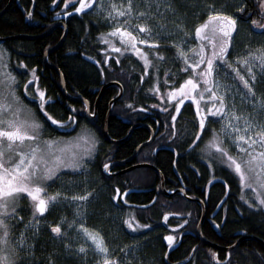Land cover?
Instances as JSON below:
<instances>
[{
	"label": "trees",
	"instance_id": "16d2710c",
	"mask_svg": "<svg viewBox=\"0 0 264 264\" xmlns=\"http://www.w3.org/2000/svg\"><path fill=\"white\" fill-rule=\"evenodd\" d=\"M7 1L0 0V10ZM75 4L76 2L70 0L68 4H65V0H57L55 3L53 0H13L0 16V36L38 34L48 29L55 21L65 24V37L60 46L48 54L47 61L60 70L66 91L72 96L83 98L92 107L100 87L105 82H119L123 92L111 107L107 126L109 137H124L133 123L148 124L154 131V137L150 144L138 151L133 162L155 166L162 174L166 190L172 191L181 187L187 196L198 197L203 201L205 219L201 233L204 239L222 246L231 245L243 235H254L264 241V209H251L246 203H242L235 175L216 159L210 160L207 155L208 141L217 125L213 119H206L207 130L202 133V138L193 144L199 131V121L191 102H185L175 121L172 120L171 107L165 112L152 108L157 101L152 91L155 82L160 81L159 89L163 91L171 88L173 84L178 86L189 73L181 65L176 48L169 42H159L157 47L148 50L147 58L151 63L145 72L135 56H109L99 36L106 31L107 26L92 11L74 12ZM260 4L261 0H239L238 15L251 32L264 35V29L252 24L253 20L264 24V10ZM241 7L244 9L242 12ZM60 14L64 15L57 17ZM62 32L63 27L58 26L41 38H16L5 41L2 45L8 51L9 65L35 70L39 77V87L45 93V109L54 118L64 121L72 110L76 125L67 135L73 134L82 126L93 132L99 141L96 160L128 157L138 144L149 138V130L142 126L136 127L130 136L119 144L103 137L102 127L108 102L118 93V87L115 85H110L103 91L97 103V116L93 120L84 119L82 102L70 101L61 94L59 77L55 70L43 62L42 54L59 40ZM42 115L44 116V113ZM61 134L60 131L56 133ZM62 135L67 136L66 133ZM101 172L99 169H91L87 177V189L92 193L91 198L86 200L87 220L90 225L98 224L97 226L104 228L110 239L114 236V242L120 243L118 236L124 233L118 229L115 222L119 221L116 215L118 209H115L110 200L115 186L120 190L141 189V192L131 194V200L135 204L149 203L154 199L150 207L132 209L138 224H158L164 214H170L167 221H187L186 229L191 233L187 232L164 255V247L160 241L161 229L142 228L143 231L137 235V256L133 262L128 261V264H217L213 261L215 252L217 260H225L226 251L210 247L195 234L201 212L200 205L186 200L180 193H161L160 179L155 171L148 167H138L116 175L114 180L108 179L106 174ZM71 178L78 180L76 175ZM63 187L59 188V192L65 190L66 186ZM63 194L69 195L71 192L65 190ZM209 214H212L210 217L213 221H223L221 226L218 225L220 235L208 225ZM109 223L115 224L114 230L108 229ZM43 233L38 242L43 246L41 250L37 247L36 254L41 264H44L45 258H50L54 264H81L70 255L64 257L61 244L52 240L51 233ZM228 255V259L222 264H264V248L254 239L242 240L228 251ZM119 258L126 264L130 257L121 255Z\"/></svg>",
	"mask_w": 264,
	"mask_h": 264
},
{
	"label": "rangeland",
	"instance_id": "374dc122",
	"mask_svg": "<svg viewBox=\"0 0 264 264\" xmlns=\"http://www.w3.org/2000/svg\"><path fill=\"white\" fill-rule=\"evenodd\" d=\"M70 1L74 3L76 2L75 8L79 6L78 0ZM95 2L96 4H99L101 0H95ZM127 2L128 0H103V7L104 9H110L111 4L115 3L117 8H121L123 10L122 6L126 5ZM210 5L214 7L210 9ZM238 6L239 0H132L133 15L131 17H129L127 14L125 16H118L114 11V18L108 17L105 11L98 7H91V9H84L82 11H92V13L97 15L100 21H102L107 26L106 31L99 36L101 43L104 45V50L109 56L115 55L116 57H120L124 54L135 56L143 68L145 69L147 67L148 69L149 65L145 66L144 59H142L141 55H138L135 51L131 50L130 46L126 45L121 40L119 34L112 35V30L116 27L127 28L137 37V48L141 50V53H148L147 51L152 50L159 42H169L173 47L176 48V50V46L179 45L189 57V62L187 63L183 58H181V65L186 69L191 68V63L195 62V58L198 57V49L201 44H204L205 53L208 54L212 51L211 42H214L217 46H219V44L222 42L223 34L220 33L218 29L214 32L211 25H209L208 28L202 30L201 37L196 36L195 29L207 20L210 10L231 15L236 20V29L232 33V38L227 49V58L229 61H235L237 57H245L247 56L248 52H257L260 48L264 47V35L261 33L256 34L250 31L249 26L244 24L238 15ZM136 13H144V15L137 16ZM63 15L64 14H60L57 15V17ZM141 25L146 26L147 30L141 32ZM205 36L208 37V39H203ZM141 39H150L157 41V43L141 44L139 43ZM109 41L111 42V45L119 47L121 49V53L115 52L114 48L110 46ZM193 49H195V51H193ZM0 52L3 53L2 57H0V62L6 64L7 71L11 72L12 75L16 77L15 90L17 95L20 97V101L22 102H14L13 109L16 107H20L22 109L19 116V119L21 120L39 118L35 113V111L38 112V108H36L35 104L33 103L34 99L38 98L34 96L33 92L35 90L37 91V89L41 90V88L38 86L36 88L34 84L35 79H33V70L22 66H18L16 68L10 66L8 63V51L2 44H0ZM220 63L223 64L224 62L220 61ZM258 63V61H254L251 64L253 73H255L256 76L255 81H252L250 77L247 76V68L243 64H234V67H238L241 70V73L245 75V78L249 79V82L252 84L255 90L256 96L264 97V69L258 67ZM204 67L205 65H201L198 71H203ZM189 75H192L195 78V73L189 71L187 77ZM22 76H24L22 79H18V77ZM214 78L219 79L223 84L228 86L227 89H221L222 92L227 93L225 99L226 109L232 111L234 105L237 115H250L251 118H253L256 122H264V109L260 108L259 106H257L255 109L253 108L252 102L246 99L243 95L247 92V90L244 89L243 84L238 81V78L235 76V73L231 68H228L227 70L224 67L215 69ZM200 84L201 87H203L202 81H200ZM159 86L160 81H157L153 85V88L159 89ZM26 87L27 91H25ZM170 89L171 88H166L163 91L159 89V92L153 91L155 99L157 100L153 105H157L164 109H169L171 107L172 111L174 112L173 115L176 116L177 112L175 110V104L178 103V101L167 100V94L170 92ZM162 96L164 99H161ZM9 100L11 101L10 96ZM187 101L191 102L192 108L194 107V110L196 111L195 103L190 100H185V102ZM210 104L211 102L207 100L201 101V107L203 109H207ZM217 106H219L218 101ZM221 115H223V113ZM208 117H211V120L213 119V121L217 124L214 127V130H216L220 139L223 141V146L228 149L230 154L239 158V149H237L231 143V138L220 132L221 124L224 123V121L219 117L212 116L211 114H209ZM196 118L199 121V117L197 115ZM45 119L46 118L41 115V120L48 122L46 121L47 119ZM238 126L241 129L243 128V120L239 121ZM47 128V125H44V131L42 134L43 139L58 140L60 144H70L72 141L80 138L79 146H73L69 149V151H75L80 154H82L84 151H89L88 144L92 137H94L97 141L93 132L87 127L82 126L79 130L68 136L54 134L52 137H49V135H47V137L45 136V134L49 132ZM60 129L65 130V127ZM54 131L55 130H52V133H54ZM253 131H259V128H256ZM31 143L32 142H25L23 148L26 150ZM41 145L43 146L42 141ZM97 147L98 141L95 143L94 150H91L90 155H82L83 164L80 168L61 167L55 176H53L50 180L44 181L42 184L47 194L50 192L52 194L57 193L59 192V188H62L63 186H66V188L63 187L65 190H69L71 192V194L65 195L63 194L65 190L60 191V195L57 200L47 204V212L48 215L58 214V225L61 227V233L59 234V237H57V240L65 252H63L64 257L68 255V250L71 251L73 248L69 233H71L72 228L75 229L74 233L79 237V241L76 244V247L73 248L74 253L72 254V258L77 259L81 264H98V262L102 261L103 259V257L95 250V245L91 239L88 238L87 234L84 232V229H87L88 232L101 236L99 234L100 232L98 231V229H100V231L105 234L106 238H109V235L104 230V228L99 227L100 225L97 226V224L86 227L84 224L79 223V221H88L86 200L91 198L90 195L92 193L90 192V189H87V169H89L93 164ZM255 147L257 151L260 150L259 145H256ZM206 151L210 160L212 158L216 159L217 162L223 164V167L235 175L239 185L242 203H246V205H248L251 209H264V205L259 203V200L255 195V193L259 192L262 196H264V187L260 186V180H264V176H260V179L258 180L257 172H249L245 183L251 185V187H246L245 184L241 183V177L239 173L235 171L233 166H229V164L226 162V157L220 156L216 149L210 148L208 146ZM65 158H70L67 152L65 153ZM75 175L78 177V180L76 181L72 180L71 178V176ZM56 176L57 178H55ZM86 193L89 195L83 201L80 199H73L74 196H85ZM43 195L45 194L42 193V196ZM116 215L118 216L119 221L122 223L118 224V229L121 232H123L124 228L132 233H140L143 231L141 227L137 226L138 224L134 223L135 217L133 213L120 209L116 212ZM18 222L19 221H6V223L9 225L10 231H13L12 228L17 227L16 224ZM127 222H131L133 227L130 228ZM38 223L39 221L36 223L26 221L25 227H27L25 230L27 229V231L24 230V232H22V234L25 235V244L21 245L17 251L9 257L10 259L18 258L17 262H19V264H34V261H30L29 259L32 258V253L35 251V249L36 251L38 249L41 250V247L43 246L41 242L38 243L40 235H44L43 231H45L46 234L51 233V224H53L50 221H41V232H37L35 234L30 229L33 226H37ZM69 224L72 226L69 227ZM81 224L84 226L83 228L79 227ZM107 226L108 229L111 230H114L115 228V224L112 223H109ZM18 238V236L14 235L10 236L12 241H18ZM66 245H70L71 250L69 247H66ZM38 246L39 248L37 249ZM81 246H83L85 250L86 247H88V251L80 252L79 248ZM11 247L12 246L9 245V248L6 250L11 251ZM69 255L71 256V253ZM83 261H85V263ZM43 262L44 264H53V261L50 258H45Z\"/></svg>",
	"mask_w": 264,
	"mask_h": 264
},
{
	"label": "snow or ice",
	"instance_id": "6c2138e0",
	"mask_svg": "<svg viewBox=\"0 0 264 264\" xmlns=\"http://www.w3.org/2000/svg\"><path fill=\"white\" fill-rule=\"evenodd\" d=\"M55 2L56 0H53V3ZM78 2L79 6L74 9L78 13L84 9L98 7L104 10L108 17H113V11L118 16H125L127 14L131 17L133 15L132 0H128L127 4L122 6L123 10L117 8L115 3L111 4L110 9H104L103 0L99 4H96L95 0H78ZM68 3L69 0H65V4ZM260 6L264 10V0H261ZM212 7L214 6H209L210 9ZM243 10V7H241L240 11L242 12ZM136 15H144V13H136ZM252 24L257 25L260 29H264V24H259L256 20H253ZM209 25H211L214 32L218 29L223 34L222 42L219 46L211 42L212 51L208 54L205 53L204 44L199 46L198 57L195 58V62L191 63V68L185 69L186 71L195 73V78L189 75L178 87L173 84L170 92L167 94V100L178 101L175 104L177 113H179L181 105L184 104L185 100L195 103L196 115L199 117V131L196 133V139L193 140V144H196L202 138V133L207 130L206 119H208L209 114L219 117L224 121L221 124L220 132L231 138V143L239 149V158L229 153L214 129L212 130V138L208 141V147L216 149L220 156L226 157V162L229 166H233L235 171L239 173L241 183L245 184L246 187H251V185L245 183L249 172H257L258 180L260 176H264V122L258 123L250 115H237L234 105L232 111L226 109L225 99L227 93L222 92L221 89H227L228 86L223 84L219 79L214 78V70L221 67H224L226 70L231 68L238 81L247 90L243 95L252 102L253 108L255 109L259 106L264 109V97H257L249 79L245 78V75L241 73L238 67H234V64H243L247 68V76L252 81H255L256 76L253 73L251 64L254 61H258L257 66L264 69V47L260 48L257 52H248L245 57H237L235 61H229L227 49L232 38V33L236 29V20L231 15L210 10L207 20L195 29L196 36L201 37L202 30L208 28ZM146 30V26H140L141 32ZM116 34L120 35L121 40L126 45H129L131 50L141 55L145 66L151 63L147 59V53H141V50L137 48V37L132 31H129L127 28L116 27L112 30V35ZM203 39H208V37L205 36ZM139 43L156 44L157 41L141 39ZM109 44L114 48L115 52L121 53L119 47L111 45L110 41ZM176 47L178 58H183L186 63L189 62V57L185 51L179 45ZM2 55L3 53L0 52V57ZM220 61L224 63L221 64ZM201 65H205V67L203 71H198ZM145 72H147V67L145 68ZM34 73L35 70H33V79H35ZM200 81L203 82V87H201ZM15 87L16 77L7 71L6 64L0 62V264H17L18 258L10 259L9 257L21 245L25 244V238L22 233L18 241L10 239V228L6 223V220L9 218L8 214H15L16 212V201L23 198L22 194H27V197H30L33 201L35 210L44 213L47 204L57 200L60 193L47 194L45 188L42 186L43 182L55 176L61 167L80 168L83 164L82 155H90L91 150H94L95 143H97L95 138L92 137L88 144L89 151H84L80 154L75 151H69L73 146H79L80 138H77L70 144H60L58 140L43 139L44 124L37 119L21 120L19 116L22 109L20 107L13 109L14 102L22 103L16 93ZM25 91H27V87ZM37 91L40 97L39 108L44 112L47 120L61 127L66 126L67 122L56 119L47 112L45 109V93L39 89ZM152 91L159 92V89L153 88ZM9 96L11 97V101L9 100ZM161 99H164V97L162 96ZM204 100L211 102L206 112L201 107V101ZM217 101L219 106H217ZM222 113L223 115H221ZM172 120H176L175 115L172 116ZM241 120H243L242 129L238 126ZM69 122H74V117L70 116ZM256 128H259V131H253ZM41 141L43 146L41 145ZM25 142H32L26 150L23 148ZM256 145H259V151L256 150ZM6 152H11L13 155L6 157ZM66 152L70 158H65ZM17 155L18 158H14ZM103 167L107 169L108 165L105 164ZM260 186L264 187V180H260ZM116 191L117 195H119V189ZM41 193L45 195L42 196ZM88 195L86 193L85 196H74L73 199L83 201ZM255 195L259 203L264 205V196L259 192L255 193ZM116 198L113 197V199ZM165 219H167V214L165 215ZM127 223L130 228L133 227L131 222ZM71 226L69 224V227ZM137 226L141 228L148 227V225ZM79 227L83 228L84 226L81 224ZM52 231L59 234L61 233V227L57 224L52 227ZM84 232L95 245L97 253L103 257L102 261L98 262V264H119L114 258H109V249L102 236L88 232L87 229H84ZM165 239L171 245L174 237L168 235ZM9 245L12 246L11 251L6 250L9 248ZM66 247H70V245H66ZM79 251L84 252V247L81 246ZM213 256L215 257V253H213Z\"/></svg>",
	"mask_w": 264,
	"mask_h": 264
},
{
	"label": "flooded vegetation",
	"instance_id": "af4514ba",
	"mask_svg": "<svg viewBox=\"0 0 264 264\" xmlns=\"http://www.w3.org/2000/svg\"><path fill=\"white\" fill-rule=\"evenodd\" d=\"M24 76H22V77H18V79H22ZM34 84H35V86H36V88H37V86L39 87V77H38V75L35 73V80H34ZM34 96L35 97H37L38 99H34V104H35V107L36 108H38V112L37 111H35V113H36V115L39 117V118H37V120L38 119H40V121L44 124V125H47V129L49 130V132L47 133V134H45V136L47 137V135H49L50 134V136L49 137H52V135H54V133H52V130H55L56 132H55V135H56V133L58 132V131H60V133H66V135H67V133H69L70 131H72L74 128H75V125H76V120H75V116L72 114V110H71V112L70 113H68L67 114V117H66V119L64 120L65 122H67V124H66V126H64L65 127V130H63V129H60V128H62L61 126H59V125H56V124H54V123H52L51 121H49V120H47L48 122H45V121H42L41 120V115L44 113L40 108H39V104H40V97H39V93L35 90L34 92ZM102 95V94H101ZM101 97V96H100ZM27 98V97H26ZM100 99V98H99ZM31 101V100H30ZM29 101V102H30ZM27 103V102H26ZM28 104V103H27ZM84 105V104H83ZM90 105V104H89ZM93 105H94V103H93ZM184 106V105H183ZM183 106H181V108H180V111L183 109ZM152 108L153 109H158V110H163L164 112H165V109L164 108H162V107H159V106H157V105H153L152 106ZM170 109V108H169ZM195 108L193 107V110H194ZM36 110V109H35ZM93 111V112H92ZM180 111H179V113H180ZM195 111V110H194ZM149 113H151V114H153L154 112L153 111H149ZM174 113V112H173ZM179 113H177L176 114V117L178 116V114ZM90 114L92 115V114H94V117L91 119V120H93V119H95L96 118V116H97V106H96V108H95V112H94V108H93V106L91 107L90 106ZM83 115H84V119H87V120H90V119H88L86 116H85V114H84V109H83ZM173 115V114H172ZM74 117V122H69V117ZM44 118H46V116L44 115ZM47 119V118H46ZM146 124V123H145ZM148 125V124H147ZM149 126V125H148ZM143 127V126H142ZM150 127V126H149ZM146 128V127H145ZM151 128V127H150ZM152 129V128H151ZM154 132V131H153ZM61 134V135H62ZM150 134V133H149ZM68 136V135H67ZM97 151H96V154L94 155L95 157H94V160H93V164H92V166L89 168V169H87L88 170V175H89V173H90V171H91V169H99L100 170V172L102 171V166L105 164V163H107V162H115V161H120V160H122V159H106V160H104V158H103V160L104 161H102V159H98V160H96L97 158V156H98V152H99V141H98V147H97V149H96ZM6 157L7 156H9V155H13V153H11V152H6ZM14 158H18V155L17 156H15ZM132 164H134V162H133V160H131V161H129V162H127V163H125V164H123V165H116V164H114L113 166H111L110 168H109V170H108V173L109 174H112V173H116V172H118V171H120V170H122V169H124V168H126V167H128L129 165H132ZM126 172H128V171H126ZM126 172H124V173H126ZM101 173H103V171L101 172ZM105 174V173H104ZM103 174V175H104ZM122 174V173H121ZM116 175H120V174H112V175H108V174H106L105 176L108 178V179H112V180H114V178H115V176ZM55 178H57V176L55 177ZM68 179H69V177H68ZM163 184H164V182H163ZM177 188H181V187H177ZM53 189V188H52ZM117 189H119V195H117ZM126 189H129V188H126ZM164 189H165V187H164ZM176 189V188H175ZM125 189H122V190H120V188L118 187V186H115L114 187V192L112 193V197L110 198V200H111V202L113 203V205H114V207H115V209H118V211H119V209L121 208V207H124V208H126L125 210L126 211H129L130 213H132V209H134V206H133V204H135V203H133L132 202V200H131V198H132V196H131V194H133V193H137V192H131V193H128V194H125V195H121V193L124 191ZM159 190H160V187H159ZM166 190V189H165ZM161 191V190H160ZM166 191H168V190H166ZM173 191V190H172ZM49 194H52L51 192L49 193ZM181 194V193H180ZM41 195H42V193H41ZM22 197L23 198H20V199H18L17 201H16V212H15V214H13V213H9L8 215H9V218L6 220V221H19L17 224H16V226L17 227H14V228H12L13 229V231H10V236H12V235H14V236H18V237H20V235H21V233L22 232H24V230H25V228L27 227H25V223H26V221H31V222H33V223H36V222H38L39 221V223L37 224V226H33V227H31V229L30 230H32L35 234L37 233V232H41V225H42V223H41V221H50L51 223H53V224H51V227H53V226H55V225H57L58 224V221H59V219L57 218V214H52V215H48V212H47V209H48V206H46V209H45V212L44 213H40V212H38L37 210H35V208H34V204H33V201L31 200V198L30 197H27V194H22ZM113 197H117L116 199H113ZM146 204V203H145ZM118 205V206H117ZM136 208V207H135ZM34 214H35V217H34ZM57 215V216H56ZM165 215L166 214H164V217H163V219H162V221H160V223H158V224H154V225H152L151 223H147V224H144V225H148V227H146L148 230H150V229H153V228H158V229H161V231H162V233L160 234V241H161V243H162V245H163V247H164V251H163V254L165 255L167 252H168V250L169 249H171L175 244H176V242H178L185 234H187V232H189L187 229H186V224H187V221H167V219H168V217L170 216V214H167V219H165ZM210 216H212V214H209V217H207V223H208V225L215 231V233L217 234V235H220V230H219V227H218V230H215L214 228H213V225H212V223H216L217 225H219V226H221V224H222V222L223 221H213L212 219H211V217ZM135 217V216H134ZM135 222V224H138V221L136 220V218H135V220H134ZM89 222L90 221H79V223H82V224H84L86 227H88V226H94L95 224H89ZM112 222V221H111ZM114 222V221H113ZM115 222H117V224H122L121 223V221H115ZM171 222H174V224H171ZM178 222V223H177ZM198 222V221H197ZM204 222V221H203ZM151 224V225H150ZM197 224V223H196ZM203 224V223H202ZM27 225H28V223H27ZM138 225H140V224H138ZM63 226V225H62ZM202 226V225H201ZM63 228V227H62ZM145 228V229H146ZM96 229V228H95ZM25 231H27V229L25 230ZM51 231H52V229H51ZM98 231L100 232L99 234L104 238V241H105V243H106V246L108 247V249H109V255H110V259H112V258H114L115 260H117L118 262H119V264H125V262H124V260H122V259H120L119 257H121V255H125L126 257H130L129 258V260H127L126 261V264H128V261L131 263V262H133V259L135 260V258H136V256H137V248H138V237H137V235H138V233H132V232H130L129 230H127V229H123V231H124V233H121L120 234V236H118V241H120V243H117V242H114V239H116L114 236H113V239H110V238H106V236H105V234H103L101 231H100V229H98ZM200 231H201V228H200ZM75 229L74 228H72L71 229V233H69V235H70V238H71V243H72V246H73V248H75L76 247V244L78 243V241H79V237L78 236H76L75 235ZM190 233V232H189ZM60 234V233H59ZM59 234H57V233H54L53 231L51 232V238H52V240L53 241H55V242H59L57 239V237H59ZM191 234V233H190ZM195 234H196V232H195ZM168 235H171V236H173L174 237V239H173V241H172V243H171V245H169V241L168 240H166L165 239V237L166 236H168ZM24 236V238H25V235H23ZM196 236H197V234H196ZM201 236H202V233H201ZM198 237V236H197ZM203 237V236H202ZM199 238V237H198ZM204 238V237H203ZM239 238V237H238ZM237 238V239H238ZM236 239V240H237ZM34 240H36V239H34ZM122 242V243H121ZM73 248H72V250H71V248L69 247V249L71 250V251H69L68 250V255L71 253V256H72V254L74 253V250H73ZM264 248V247H263ZM85 251H88V247H86V250ZM36 254H38V252L37 251H34L33 253H32V258H30L29 260L30 261H34V264H41V261H40V259H37V255ZM217 254V252H215V255ZM227 254V253H226ZM83 257H84V255H83ZM228 257H229V255H228ZM118 258V259H117ZM82 261V260H81ZM213 261L215 262V263H221L223 260H217V258L216 257H213ZM84 263H85V261H83ZM17 264H19V262H17Z\"/></svg>",
	"mask_w": 264,
	"mask_h": 264
},
{
	"label": "water",
	"instance_id": "95a60500",
	"mask_svg": "<svg viewBox=\"0 0 264 264\" xmlns=\"http://www.w3.org/2000/svg\"><path fill=\"white\" fill-rule=\"evenodd\" d=\"M13 0H8L6 5L3 7V9L0 10V16L5 12V10L10 6V4L12 3ZM57 1V0H56ZM17 2V0H16ZM58 26H62L63 27V32L59 38V40L53 45L51 46L50 48L46 49L43 54H42V60L43 62L48 65L50 68H52L53 70L56 71L58 77H59V81H60V92L61 94L68 100L70 101H80L84 104V114L85 116L88 118V119H92L94 117V114H90V105L89 103L84 100L83 98L81 97H77V96H72L70 95L66 89H65V84H64V80H63V76L60 72V70L54 66L53 64L49 63L47 61V56L50 52H52L53 50H55L56 48H58L60 46V44L62 43L64 37H65V34H66V28L64 26V24L61 22V21H55L48 29H46L45 31L41 32V33H38V34H23V33H18V34H14V35H8V36H0V44L4 43L5 41L7 40H10V39H16V38H41L49 33H51L56 27ZM110 85H115L118 87V93L116 96H114L112 99H110V101L108 102V109H107V112H106V115H105V118H104V121H103V127H102V134H103V137L112 142V143H116V144H119L123 141H125L129 136L130 134L132 133V131L136 128V127H139V126H143V127H146L148 130H149V133H150V136L149 138L146 140V141H143L141 142L140 144H138L132 151V153L120 160V161H115V162H107L105 164L108 165V168L105 169L103 166H102V171L103 173L105 174H108V175H112V174H121V173H124L126 171H130L132 169H135V168H138V167H148L150 169H152L153 171H155L158 176H159V179H160V190H161V193H163L164 195H170V194H176V193H181L184 198L188 201H193V202H196L200 205V209H201V212H200V217H199V220L197 222V225H196V229H195V232L197 234V236L199 237V239L209 245L210 247H213L214 249L216 250H221V251H226L227 254H226V258L225 260H223L221 263L219 264H222L224 262H226V260L228 259V251H230L231 249H233L234 247H236L239 242H241L242 240L244 239H254L256 241H258L263 247H264V241L261 240L260 238H257L255 237L254 235H243L241 237H239L234 243H232L231 245H227V246H222V245H218L214 242H211V241H208L206 239H204L202 236H201V231H200V228H201V225L205 219V209H204V203L203 201L198 198V197H189L185 194L184 190L182 188H176L174 189L173 191L171 192H168L164 189V184H163V177H162V174L160 173V171L153 165H151L150 163H134L132 165H129L127 168L123 169V170H120L116 173H112V174H109L108 173V170L111 166H113L114 164H125L131 160L134 159V157L136 156L137 152L145 145H148L151 143L153 137H154V132L153 130L145 123H141V122H136V123H133L129 130L127 131V133L125 134L124 137L120 138V139H112L109 137L108 133H107V126H108V121H109V115L111 113V107H112V104L114 101H116L117 99H119L122 95V92H123V89H122V86L119 82L117 81H108V82H105L101 87H100V90L95 98V101H94V105H93V108H94V112H95V108L97 106V103H98V100L101 96V94L103 93V91ZM142 190L141 189H137V188H129V189H126L124 190L121 195H125V194H128V193H131V192H141ZM154 203V199L152 201H150L149 203H146V204H133L134 207L136 208H147V207H150L152 204ZM213 225V228L215 230H218V225L216 223H212Z\"/></svg>",
	"mask_w": 264,
	"mask_h": 264
},
{
	"label": "bare ground",
	"instance_id": "6f19581e",
	"mask_svg": "<svg viewBox=\"0 0 264 264\" xmlns=\"http://www.w3.org/2000/svg\"><path fill=\"white\" fill-rule=\"evenodd\" d=\"M3 9V8H2ZM50 18V17H49ZM65 25V24H64ZM93 112V111H92ZM150 136V135H149ZM146 141V140H145ZM138 153V152H137ZM135 158V157H134ZM116 165H118V164H116ZM119 165H123V164H119ZM127 168V167H126ZM125 169V168H124ZM123 170V169H122ZM180 182V181H179ZM125 190H126V188H125ZM168 192H171V191H168ZM135 208V207H134ZM205 209V208H204ZM201 210V209H200Z\"/></svg>",
	"mask_w": 264,
	"mask_h": 264
}]
</instances>
